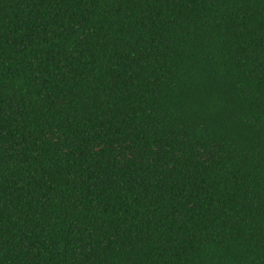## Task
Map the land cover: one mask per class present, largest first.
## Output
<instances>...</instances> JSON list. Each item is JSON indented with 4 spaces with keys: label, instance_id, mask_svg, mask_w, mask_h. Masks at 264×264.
I'll return each mask as SVG.
<instances>
[{
    "label": "trees",
    "instance_id": "trees-1",
    "mask_svg": "<svg viewBox=\"0 0 264 264\" xmlns=\"http://www.w3.org/2000/svg\"><path fill=\"white\" fill-rule=\"evenodd\" d=\"M0 264H264V0H0Z\"/></svg>",
    "mask_w": 264,
    "mask_h": 264
}]
</instances>
